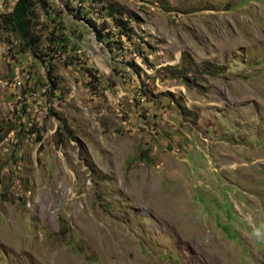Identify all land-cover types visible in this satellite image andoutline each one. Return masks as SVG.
I'll return each mask as SVG.
<instances>
[{
	"label": "rangeland",
	"instance_id": "1",
	"mask_svg": "<svg viewBox=\"0 0 264 264\" xmlns=\"http://www.w3.org/2000/svg\"><path fill=\"white\" fill-rule=\"evenodd\" d=\"M15 1L0 264H264V0Z\"/></svg>",
	"mask_w": 264,
	"mask_h": 264
},
{
	"label": "trees",
	"instance_id": "2",
	"mask_svg": "<svg viewBox=\"0 0 264 264\" xmlns=\"http://www.w3.org/2000/svg\"><path fill=\"white\" fill-rule=\"evenodd\" d=\"M33 8L34 4L32 0H16L11 12L3 15L1 20V25L7 30L15 33L27 48H32L38 42L34 35V26L31 20ZM118 22L119 26H122L123 30H125V22L121 20H118ZM52 85H54V83H52ZM61 124L63 128H65V124L63 122ZM60 129L61 127L59 130ZM61 140L62 138L58 137V141L61 142Z\"/></svg>",
	"mask_w": 264,
	"mask_h": 264
}]
</instances>
